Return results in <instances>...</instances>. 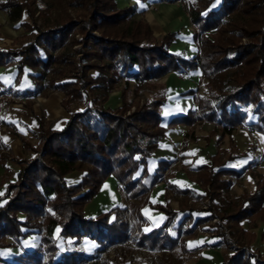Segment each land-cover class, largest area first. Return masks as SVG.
Segmentation results:
<instances>
[{
	"label": "trees",
	"instance_id": "16d2710c",
	"mask_svg": "<svg viewBox=\"0 0 264 264\" xmlns=\"http://www.w3.org/2000/svg\"><path fill=\"white\" fill-rule=\"evenodd\" d=\"M114 1L69 2L75 6L85 5L100 32L90 42L87 56H81L85 61L94 57L102 60V66L108 69L101 71L96 61L85 65L99 70L98 86L109 88L110 82L123 77L126 84L129 76L135 82H142L172 71L185 73L191 68H199L210 84L206 93L197 95V110L189 109L187 113L172 116L165 127L160 124L163 117L159 112L165 100V85L128 115L119 113L117 108L86 102L82 110L69 114L61 128L44 127L39 121L34 132L39 145L29 160H20L15 180L0 194V237L7 234L23 242L32 231L44 230L46 260H42L39 248H33L19 253L14 260L0 252V264H76L84 259V253L75 248H61L56 237L72 238L75 243L79 237L93 239L97 234L101 240L125 239L126 224L119 218L123 207L114 205L107 212L88 216L84 206L112 174L125 191L135 197H141L155 182H160L171 159L157 157L155 151L167 127L208 119L215 124L213 132H219L217 143L243 125L264 132V0H185L191 23L197 28L191 38L201 46V52L193 56L169 49L173 36L170 32L158 41L149 23L134 16L135 5L118 9ZM0 8L5 9L12 20H18L26 7L18 0H3ZM89 29L87 19H83L79 30L89 32ZM76 30L68 20L48 30L42 29L21 50L0 49V64L14 60L20 73L43 79L46 72L51 71L54 77L48 78L44 87L64 91L63 104L68 107L72 99L85 98V83L82 80L80 88L77 87L78 81L70 79V70L65 68L70 67L67 58L74 52L63 44ZM245 36L250 41L243 43L241 39ZM42 44L48 48L41 53ZM109 71L113 77L109 75L104 82L102 77ZM4 90L0 88V94ZM41 90L42 86L37 85L14 92L19 96H35ZM228 159L215 155L210 165L195 167L202 187L169 184L186 199L211 200L227 213V219L238 221L255 215L264 220V175L257 174L259 179L253 192L241 200L231 201L226 192L229 179L224 176L238 175L240 171L231 167ZM72 171L82 174L78 181L70 183L66 176ZM157 208L164 216L162 224L142 230L137 243L169 252L176 250L180 236L191 234L197 223L211 217L209 213L193 220V214L200 209L188 206L186 200H182L179 209H173L168 202ZM188 222L190 224L184 227ZM220 241L221 238L211 237L206 242L214 246ZM222 264H264V259L245 258L236 250Z\"/></svg>",
	"mask_w": 264,
	"mask_h": 264
},
{
	"label": "rangeland",
	"instance_id": "374dc122",
	"mask_svg": "<svg viewBox=\"0 0 264 264\" xmlns=\"http://www.w3.org/2000/svg\"><path fill=\"white\" fill-rule=\"evenodd\" d=\"M2 1L0 0V3ZM18 1L25 3L26 7L18 20H12L7 11L0 8V49L21 50L25 43L33 41L42 29L48 30L60 22L71 21L77 30L70 34L63 45L66 49L73 51L74 55L67 58L70 67L65 68L70 70L71 75L68 77L78 81L77 87L80 88L83 80L85 83L83 88L85 98L84 96L74 98L66 107L63 104L64 91L44 87L45 81L50 77H54L51 71L46 72L43 79L36 75L20 73L14 60L3 65L0 64V88L1 90L5 89L0 94V194L8 183L15 180L16 171L20 167V160H29L35 147L39 145L38 138L34 134L40 123L39 121L43 123L44 127L61 128L62 125L67 123L69 114L72 111L82 110L86 102L93 103L98 107L117 108L120 110L119 113L128 115L131 111L140 107L151 93H157L160 90L159 87L165 85V80L162 81L165 76L162 77V75L142 82H135L134 78L129 76L126 84L123 77L110 82L109 88L98 86L96 79L99 70L97 67L87 68L85 65H90L96 61L102 68L101 71H107L108 69L102 66V60L95 57L94 59L88 58L87 61L82 59L88 54L90 42L94 40L95 36L100 35V32L95 28V18H90L86 6L69 4L73 0ZM114 2L118 9L136 4L123 5L119 4L117 0ZM179 2L183 15L187 16V20L190 19L187 12V1L179 0ZM154 4L149 3L147 7L154 9ZM134 16L149 23L158 41L162 38L164 33H162V30L158 31L159 29L155 30L153 28V24L151 25L149 22L151 21L149 15L139 14L136 11ZM83 19L88 21L89 32L79 30L82 27ZM189 21L190 27L188 29L193 34L197 28L193 26L191 20ZM180 24L181 21H179L178 27ZM176 30L172 24L169 26L171 34ZM171 38L169 49L173 52H181L184 56H193L201 52V46L197 42H193L196 43L193 49L192 44L189 47V45H184L178 40L175 41L174 36ZM241 41L245 43V41L249 42L250 40L245 36ZM39 48L42 53V50L48 47L46 44H42ZM185 49L192 50L183 53L182 50ZM191 69L193 70V68ZM191 69L185 73L176 72L174 79L181 82V80L193 74ZM109 75L112 76V73L110 71L106 72V75L102 77L104 80H102L106 82ZM92 78L94 80L91 81ZM195 83V88H192L194 91L191 94L186 93L190 89L180 90V88L175 93L176 98H178L177 103L173 102L175 105L181 106L182 103L187 101L185 99H190L189 107L186 109L187 112L189 109L197 110V95L206 93L207 85L210 84L207 78L202 77L201 74ZM37 85H41L42 90L35 96H19L14 92L22 91L27 86L30 88ZM164 87L163 96L165 100L159 108L161 115H163L165 108L166 110L169 109L167 104V94L169 92L166 90V85ZM162 120L160 124L165 127L167 122L163 123ZM179 123L173 125V127H167L164 130L163 138L169 131H173ZM181 124L185 126L180 127V132L177 133L176 139L178 141H176V145H170V150L166 154L169 156L168 159H171V163L167 165L162 180L158 183L155 182L146 194L141 195V197L130 196V192H126L112 174L105 178L103 184L99 187V191L84 206L85 214H88V216L107 212L114 205L123 207L119 218L126 224L124 229L125 239H115L113 243L108 242L104 245L103 239L99 238V234L93 238L95 240L88 238L92 242H83L84 237H79L80 240L77 243L72 238L63 240L61 237H56V242L61 248L68 250L75 248L84 253V259L79 260L76 264H222L223 260L229 258L236 250H240L245 258H253L254 256L264 259L263 219L255 215H250L238 221L227 219V213L219 210L211 200L207 198L198 201L191 198L186 199L184 194L174 192L169 184V182H172L198 188V185L201 186V180L195 167L202 164L210 165L216 155L220 159L229 158L228 162L231 167L234 166L240 171L238 175L223 176L229 179L226 188L229 200H241V197L253 192L256 181L259 179L257 174L262 173L264 175V144L262 145L264 132L253 131L249 126L243 125L235 128L232 135H225L217 143L216 139H218L219 132H213L215 124L208 121V119H199L193 121L192 124ZM240 135L243 136L240 137ZM166 140L171 141L166 138L165 142ZM208 168L206 167V170ZM81 174L82 172L72 171L66 176V179L70 183L72 181L76 182ZM205 187L208 188V183L205 184ZM182 200H186L188 206L200 209L193 214V220L199 215L211 213L210 219L200 224L197 223L191 234L180 236L175 251H164L157 247H148L137 243L142 230L156 224L157 226L162 224L161 221L164 216L157 208L159 204L168 202L173 209H179ZM189 224V222L184 223V227ZM44 233V230L40 232L32 231L23 239V242L16 241L5 234L3 238L0 237V252L7 259L14 260L19 253L22 254L33 248H39L42 260H46L47 254L42 240ZM211 237L221 238V243L214 246L210 245L206 241ZM88 243L96 245L92 247L90 252H85V248H89L87 247Z\"/></svg>",
	"mask_w": 264,
	"mask_h": 264
},
{
	"label": "crops",
	"instance_id": "0c3cea01",
	"mask_svg": "<svg viewBox=\"0 0 264 264\" xmlns=\"http://www.w3.org/2000/svg\"><path fill=\"white\" fill-rule=\"evenodd\" d=\"M155 3V8L154 9H150L147 7V5L149 3ZM118 3L120 4H123V5H126V4H135V7H136V11L139 13V14H144V15H149V17L151 18V21L150 24L152 25L153 24V28L155 30H162V33H167L169 32V26L172 24L174 28H176L177 30L174 31L173 36L175 37V41L178 40L180 41V43L182 44H187L189 45L190 47V44H192V48L194 49L195 47V44L196 43H193L194 41H192V38H191V31L189 32V27H190V19L187 20V16L183 15V10H182V7L181 5L179 4V0H175V2H168V1H165V0H161V1H156V0H144V1H140V0H118ZM139 3V4H138ZM142 3V4H140ZM179 21H181V24L180 26L178 27V23ZM171 31V30H170ZM161 33V34H162ZM156 34V32H155ZM180 44V45H182ZM192 49L189 50H182L183 53H188V52H191ZM177 51V50H176ZM181 53V52H180ZM191 71H193V74H191L189 77H186L184 80H181V82L178 80L176 81L174 79V77L176 75V72L172 71V72H168V73H165L162 77H164L163 80H165V85H166V90L167 92H169V94H167V98H168V101H167V104H168V107L169 109L166 110V108L164 109V113H163V123H166L168 122V120L174 116V115H177L179 113H186V109L189 107V104H190V99H185L187 100L185 103H182L181 106L173 103L174 101L177 103L178 102V98H176V95L175 93H177L176 91L179 90H187V89H192L193 87L195 88V81L198 80V77L199 75L201 74V70H199L198 68L197 69H191ZM190 71V72H191ZM189 72V73H190ZM161 77V78H162ZM188 96V95H187ZM191 99H192V95H191ZM119 100V99H118ZM118 104V103H117ZM116 104V105H117ZM119 105V104H118ZM176 109V110H175ZM81 110V109H80ZM63 126V125H62ZM61 126V127H62ZM182 126H185L181 123H179L177 125V127L174 128L173 131H169L168 134H166L165 138L162 139L161 143H160V146L156 149V153L157 154L156 156L157 157H169L167 153V151L170 150V145H176V141H178L176 138H177V133L180 132V127L182 128ZM243 136V135H240V137ZM170 139L171 141L168 142V140H166L165 142V139ZM211 145V144H210ZM162 149V150H161ZM158 150H160V152H158ZM89 237H84V240L83 242H92V240H95V239H92L91 241L88 239ZM96 244H92V243H88L87 247H89L88 249L85 248V252H90L92 250V247H95ZM89 250V251H88Z\"/></svg>",
	"mask_w": 264,
	"mask_h": 264
},
{
	"label": "built area",
	"instance_id": "2783aa9c",
	"mask_svg": "<svg viewBox=\"0 0 264 264\" xmlns=\"http://www.w3.org/2000/svg\"><path fill=\"white\" fill-rule=\"evenodd\" d=\"M263 144H264V139H263V141H262V145H263ZM108 242H112V243H113V241H108L107 239H104V240H103V244H104V245H106ZM103 244H102V245H103Z\"/></svg>",
	"mask_w": 264,
	"mask_h": 264
},
{
	"label": "snow or ice",
	"instance_id": "6c2138e0",
	"mask_svg": "<svg viewBox=\"0 0 264 264\" xmlns=\"http://www.w3.org/2000/svg\"><path fill=\"white\" fill-rule=\"evenodd\" d=\"M246 163V162H245ZM148 229H146V231H147Z\"/></svg>",
	"mask_w": 264,
	"mask_h": 264
}]
</instances>
